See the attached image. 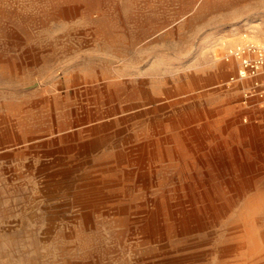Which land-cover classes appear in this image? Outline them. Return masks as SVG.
<instances>
[{
	"label": "rangeland",
	"instance_id": "374dc122",
	"mask_svg": "<svg viewBox=\"0 0 264 264\" xmlns=\"http://www.w3.org/2000/svg\"><path fill=\"white\" fill-rule=\"evenodd\" d=\"M251 45L264 0H0V264H232L264 189V84L232 54ZM158 139L167 157L144 163ZM192 171L226 190L248 172L252 191L188 246L145 237L139 209Z\"/></svg>",
	"mask_w": 264,
	"mask_h": 264
},
{
	"label": "bare ground",
	"instance_id": "6f19581e",
	"mask_svg": "<svg viewBox=\"0 0 264 264\" xmlns=\"http://www.w3.org/2000/svg\"><path fill=\"white\" fill-rule=\"evenodd\" d=\"M191 133L194 134L195 131L192 130ZM183 135L185 137L186 133ZM177 143L180 147L174 148L176 151L187 149L190 145L185 138ZM138 149L142 152L140 159L144 163L148 160L147 155H152L149 158L159 154L166 156L167 152L163 141L159 139L144 142ZM189 149L193 148L189 147ZM168 156L172 157L169 154ZM127 158L117 155L116 160H127ZM189 159L191 168L202 166L203 158L190 157ZM240 161L239 159L241 167H251V164H243ZM139 163L142 164V162ZM211 166L215 167V164ZM191 177L192 180L182 185L174 197L156 198L152 201V205L139 209L140 212L146 213V226L143 229L145 237L163 243L184 237L188 246L196 232L226 217L237 199L246 198L252 191L250 185L254 183L248 172L241 173V178L237 180L229 181L228 184L235 185V187L228 190L218 187L216 175L208 173L202 177L192 171ZM120 207L121 205H118L112 210L117 212L121 209ZM263 214L264 189H259L255 194L246 198L237 215V225L233 231L236 242L227 246L223 251L225 254H232L234 257L232 264H264V231L261 230ZM192 259V256H179L173 258L169 264H192Z\"/></svg>",
	"mask_w": 264,
	"mask_h": 264
},
{
	"label": "built area",
	"instance_id": "2783aa9c",
	"mask_svg": "<svg viewBox=\"0 0 264 264\" xmlns=\"http://www.w3.org/2000/svg\"><path fill=\"white\" fill-rule=\"evenodd\" d=\"M241 63L237 80L257 79L256 86L264 84V45H251L244 49H238L232 53ZM236 80V78H232ZM259 80H262L260 82Z\"/></svg>",
	"mask_w": 264,
	"mask_h": 264
}]
</instances>
